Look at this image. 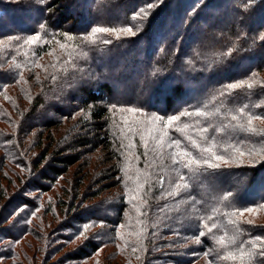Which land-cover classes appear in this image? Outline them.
Instances as JSON below:
<instances>
[{"label": "trees", "instance_id": "1", "mask_svg": "<svg viewBox=\"0 0 264 264\" xmlns=\"http://www.w3.org/2000/svg\"><path fill=\"white\" fill-rule=\"evenodd\" d=\"M100 149L108 211L65 190V217L38 231L41 196ZM1 172L20 185L0 194V264L108 247L126 264H264V6L0 0Z\"/></svg>", "mask_w": 264, "mask_h": 264}, {"label": "rangeland", "instance_id": "2", "mask_svg": "<svg viewBox=\"0 0 264 264\" xmlns=\"http://www.w3.org/2000/svg\"><path fill=\"white\" fill-rule=\"evenodd\" d=\"M79 117H81V114L78 117L75 116V118H71L68 120V126L70 127V130H68V132L71 130H78V125L80 124L78 120ZM37 122L41 124L40 121ZM41 126L42 124L40 125V127H38V129L44 127ZM34 138H36V134L31 138V140H33ZM68 138L67 136H64L63 140L66 141ZM83 156L84 158L77 165L72 166L63 178L56 180V184L51 186L52 188L50 192L41 196V200L44 204L45 210L48 209V211L41 214L39 219H41V222L43 223V228H38V231L42 233H47V230L49 228L47 224L52 223V225H54L56 222H60L62 217H65L67 211L66 207L58 206L57 204L59 199L64 200L67 198H62V196H65V190L70 191L71 195H75V193H78L81 197L87 196V202L84 204L83 207H86L88 204L89 206L93 207H103L105 210L108 211L110 203L112 202H108V199L112 198L117 193L116 187V189L109 188L110 185H112L113 183H117L118 181L116 172L114 170H110L112 169L110 168V166L113 164L114 160L105 149H100L93 154H87ZM17 171L23 173V170L19 169ZM21 176L24 177L23 174ZM0 178H2L0 179V194H3L4 198L7 197V195H5L4 193H7L10 196L14 191L19 188V181L10 172H5L4 174H2L1 172ZM39 196L40 194H34L31 195L30 198H38ZM96 203L99 205H97ZM80 204H82V202L79 200V202H77V205ZM50 205L51 207H49ZM107 211L105 212V214L108 213ZM71 246H73V244L68 245V247ZM67 248L62 249L66 250ZM112 251H114V248L108 247L102 254H100L99 257L88 262V264H95L97 261H100L101 258L102 261L103 258L106 259L105 262L103 261L104 264H126L127 260L122 255H118L116 257L112 256V258H106ZM40 261L41 258H39V262Z\"/></svg>", "mask_w": 264, "mask_h": 264}, {"label": "snow or ice", "instance_id": "3", "mask_svg": "<svg viewBox=\"0 0 264 264\" xmlns=\"http://www.w3.org/2000/svg\"><path fill=\"white\" fill-rule=\"evenodd\" d=\"M253 3H259L261 6H264V0H253ZM149 7H152V5L150 4ZM127 31L131 32V28L126 29ZM98 31H106L104 29H98ZM29 42H33V41H29ZM260 118V117H257ZM177 119V117L173 116L171 119L168 120V124L171 125L172 121ZM203 131L207 132L208 129L204 128ZM217 159H222V157H217Z\"/></svg>", "mask_w": 264, "mask_h": 264}]
</instances>
